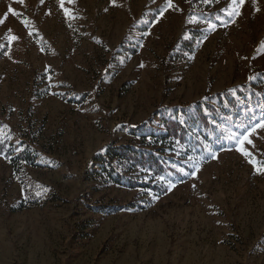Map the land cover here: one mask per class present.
I'll use <instances>...</instances> for the list:
<instances>
[{"label":"rangeland","instance_id":"rangeland-1","mask_svg":"<svg viewBox=\"0 0 264 264\" xmlns=\"http://www.w3.org/2000/svg\"><path fill=\"white\" fill-rule=\"evenodd\" d=\"M0 264H264V0H0Z\"/></svg>","mask_w":264,"mask_h":264},{"label":"trees","instance_id":"trees-1","mask_svg":"<svg viewBox=\"0 0 264 264\" xmlns=\"http://www.w3.org/2000/svg\"><path fill=\"white\" fill-rule=\"evenodd\" d=\"M163 123L164 127L166 128V133L164 135L142 136L141 140L144 141L149 139L151 142H153V146L156 147L159 141L161 143L177 141L186 134L183 125L177 122L169 120L164 121ZM171 142H169L167 146H170ZM24 154L25 157H22V160H32V158H28L30 156H28L26 153ZM96 162L104 164L98 175L103 177L108 183L116 185L121 184V174L117 172V168H122L123 170H126V172H131L137 167L141 166L142 168H146V170L153 173L155 179L161 176L164 171H166L164 163L160 160V158L156 157V155L140 152L127 146L110 147L106 149L102 156L100 155L96 158ZM113 162L114 165H111Z\"/></svg>","mask_w":264,"mask_h":264},{"label":"snow or ice","instance_id":"snow-or-ice-1","mask_svg":"<svg viewBox=\"0 0 264 264\" xmlns=\"http://www.w3.org/2000/svg\"><path fill=\"white\" fill-rule=\"evenodd\" d=\"M242 2H243V0H242ZM244 141H241V143H243Z\"/></svg>","mask_w":264,"mask_h":264}]
</instances>
